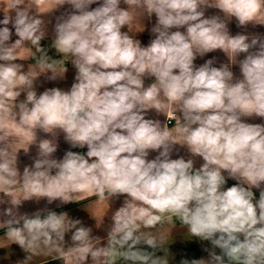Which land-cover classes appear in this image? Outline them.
Masks as SVG:
<instances>
[{
    "label": "clouds",
    "instance_id": "1",
    "mask_svg": "<svg viewBox=\"0 0 264 264\" xmlns=\"http://www.w3.org/2000/svg\"><path fill=\"white\" fill-rule=\"evenodd\" d=\"M0 250L264 264V0H0Z\"/></svg>",
    "mask_w": 264,
    "mask_h": 264
},
{
    "label": "crops",
    "instance_id": "2",
    "mask_svg": "<svg viewBox=\"0 0 264 264\" xmlns=\"http://www.w3.org/2000/svg\"><path fill=\"white\" fill-rule=\"evenodd\" d=\"M233 30H235L234 28H233ZM148 35L147 34H144L143 36H142V40L144 41V42H147V40H148ZM209 55H212V54H209ZM198 62H202V61H198ZM69 76H71V73L69 74ZM231 183H234V181H229V184H231ZM86 206V205H85ZM68 209H71L72 210V212L74 213V214H76V215H79V216H86V213L83 211V210H80L79 208H78V206L77 205H74V204H72V205H67L66 206ZM15 247V246H14ZM188 247V245H186V246H184V244H181V243H179V242H177L174 246H173V248L175 249V248H178V249H181V248H187ZM3 250H0V252H2Z\"/></svg>",
    "mask_w": 264,
    "mask_h": 264
},
{
    "label": "rangeland",
    "instance_id": "3",
    "mask_svg": "<svg viewBox=\"0 0 264 264\" xmlns=\"http://www.w3.org/2000/svg\"><path fill=\"white\" fill-rule=\"evenodd\" d=\"M187 248H185L187 250L188 253L190 254H195L196 256H199L201 253H200V250H199V245L196 244L195 242H190L188 244ZM184 245V246H186ZM174 250H179L178 248H175Z\"/></svg>",
    "mask_w": 264,
    "mask_h": 264
}]
</instances>
